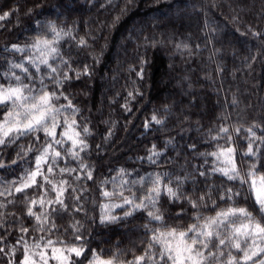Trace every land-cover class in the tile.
<instances>
[{"label": "trees", "instance_id": "1", "mask_svg": "<svg viewBox=\"0 0 264 264\" xmlns=\"http://www.w3.org/2000/svg\"><path fill=\"white\" fill-rule=\"evenodd\" d=\"M59 2L0 0V16L8 13L6 19L0 20V73L7 70L10 62H21L25 55L5 49H11L13 44L30 45L42 24L52 21L58 29L71 31L74 39L65 37L60 45L63 59L69 65L61 66L59 71L67 72L73 79L61 90L80 109L76 116L80 125L87 126L92 133L86 137L89 148L81 157L93 169L94 179L73 182L77 188L75 195L81 194L82 187L88 189L79 201L84 212L55 215L53 219L59 231H53L51 238L81 243L73 241L69 227L78 220L83 225L81 232L88 247L103 249L105 253L123 250L126 253L123 259L129 260L133 251L140 254L147 245L150 233L143 227L147 221L137 213L117 225H101L99 208L93 201L102 202L100 187L110 190L111 185L100 182L111 179L122 168L131 174L124 177L128 180L167 172L173 186L179 178L183 181L184 194L193 199L209 188L214 189L215 198L216 186L222 181L225 186L230 184L218 175L200 176V171L211 168L212 157L205 164L199 153L214 150L215 142L210 145L208 141L221 126L229 128L238 151L247 148L246 129L259 125L253 130L258 136L262 134L264 0H132V3L63 0L66 7L54 10L53 6ZM253 32L261 35L254 36ZM80 38L87 41V47L78 46ZM85 66L89 75L75 79V72ZM141 67L143 79L137 75ZM59 103L67 101L61 99ZM154 115L163 123L156 124L152 120ZM236 128L241 130L238 136L234 132ZM28 143V138H22L16 145L0 150V159L9 165L0 169V180H14L32 165L34 153L11 164L17 159L18 145ZM193 144L195 148L189 147ZM153 145L163 153L155 164L146 159ZM60 166L77 167V162L69 159L67 165L61 161ZM247 167L248 158H245L242 171ZM24 195L16 193L8 197L14 203L0 208L3 213L0 223L4 225L0 236L5 237V251L21 235V225L29 229V237L45 235L32 231L35 221L26 215ZM38 195L33 189L26 192L27 199ZM67 196L65 193L66 204L76 203ZM166 199L162 197L160 210L169 226L184 227L191 223L190 205L183 199L175 203L165 202ZM237 202L247 207L242 197ZM181 204L186 214L183 219H176ZM211 208L209 203L200 211L213 215ZM116 211L122 215L121 210ZM21 258L18 251L16 259ZM8 260V256L0 254V264H8Z\"/></svg>", "mask_w": 264, "mask_h": 264}, {"label": "snow or ice", "instance_id": "2", "mask_svg": "<svg viewBox=\"0 0 264 264\" xmlns=\"http://www.w3.org/2000/svg\"><path fill=\"white\" fill-rule=\"evenodd\" d=\"M64 7L66 5L60 0L53 9ZM7 16L5 13L0 20ZM38 32L30 45L21 47L13 44L11 49H5L25 55L21 62H10L7 70L0 73V150L28 138L30 143L18 145L17 159H13L11 164L24 160L29 153L35 155L32 165L16 179L0 180V197H4L0 208L14 203L8 197L16 193L25 194L26 215L35 221L32 231L45 235L29 237V229L21 225V235L14 245L8 247V251L3 244L5 237L0 236V254L10 257L8 264H85V261L87 264H264V128L260 129L262 134L259 136L253 130L259 125L245 130L248 134L245 151H238L229 128L221 126L208 141L210 145L215 142L214 150L199 153L205 164L209 163L208 157H212L211 168L200 171V176L214 174L230 182L228 186L223 181L216 186L215 198L213 188L195 199L185 195L181 187L183 181L177 178L173 186V179L167 172L148 173L138 180H128L124 177L131 174L122 168L111 179L100 182L101 185H111L110 190L100 187L102 202L93 201L99 208L101 225H117L137 213L147 221L143 225L146 233H150L147 245L140 254L133 251L132 259L124 260L126 253L123 250L105 253L103 249L98 251L88 247L81 232L83 225L78 220L69 227L73 241L81 243L51 238L53 231H59L53 219L55 215L84 212L79 201L88 189L82 187L81 194L75 195L77 188L73 182L94 179L93 169L81 157V153H86L89 148L86 137L92 133L87 126L80 125L76 119L80 109L61 90L67 81L73 79L67 72L59 71L61 66L69 65L63 59L60 45L65 37H72L71 31L58 29L54 22L48 21ZM253 35L261 34L253 32ZM77 44L81 48L88 46L83 38ZM16 70L23 75L17 74ZM87 75L89 72L85 66L82 71L75 72V79ZM137 75L143 79V67ZM61 99L67 103L60 104ZM152 120L156 124L163 123L155 115ZM240 131L239 128L234 129L237 136ZM66 144L69 146L65 147ZM189 147L195 148L196 145ZM149 151L146 159L155 164L163 153L157 151L155 145ZM245 158H248V167L242 171ZM69 159L76 161L77 167L60 166L61 161L67 165ZM8 167L0 159V169ZM29 189L36 190L38 197L27 199ZM49 193H55V196L50 197ZM65 193H68L67 199L76 203L66 204ZM162 197L167 198L165 202L175 203L183 199L190 205L193 210L191 223L184 227L169 226L160 210ZM241 197L247 207L239 206L237 199ZM217 201L224 206L221 207ZM209 203L214 214L204 215L200 210L207 208ZM116 210H121L122 215ZM185 214L181 204L176 219H183ZM153 223L158 226L150 227ZM3 227L0 223V228ZM18 251L22 257L19 260L16 259Z\"/></svg>", "mask_w": 264, "mask_h": 264}, {"label": "rangeland", "instance_id": "3", "mask_svg": "<svg viewBox=\"0 0 264 264\" xmlns=\"http://www.w3.org/2000/svg\"><path fill=\"white\" fill-rule=\"evenodd\" d=\"M167 17V16H166ZM10 257H8V259H9ZM50 264H55V262H50Z\"/></svg>", "mask_w": 264, "mask_h": 264}]
</instances>
